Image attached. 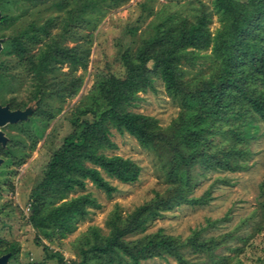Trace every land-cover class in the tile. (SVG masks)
Instances as JSON below:
<instances>
[{"label": "trees", "instance_id": "16d2710c", "mask_svg": "<svg viewBox=\"0 0 264 264\" xmlns=\"http://www.w3.org/2000/svg\"><path fill=\"white\" fill-rule=\"evenodd\" d=\"M4 1L0 0V26L10 21L3 12ZM16 1L32 8L50 3L55 12H66L60 21L50 17L41 25L31 23L23 34L6 37L8 46L2 48L6 49L3 56L12 59L0 60V80L28 75L34 87L31 102L40 110L47 96H73L82 83L79 78L64 79L54 84L55 94L49 91L52 76L62 66L74 71L87 66L82 52L64 46L62 39L83 24L84 17L131 0ZM213 9L219 16L215 32L210 28L212 14L205 4L198 3L191 17L164 19L134 50L120 55L122 71L95 84L88 103L74 114L71 132L31 191L28 223L45 238H64L88 216L89 209L100 207L90 194L69 199L71 193L84 191L90 182L111 197L116 188L109 179L122 184L138 181L141 168L136 162L105 153L116 148L111 141L112 129L132 136L141 148L156 156L168 185L166 192L156 193L125 216L116 206L106 222V233L92 226L81 235L76 261L65 263L60 254L47 258H57L58 264H140L168 257L177 264H230L229 257L215 253L227 244L230 234L202 239L194 232L181 239L162 229L146 233L165 212L210 202V192L190 196L196 169L201 175L245 171L250 143L259 123L264 126V0H213ZM58 27L60 33L53 34ZM197 67L199 70L193 72ZM157 79L179 106L177 118L165 129L155 118L130 111L140 100L139 93L154 91ZM86 115L91 116L90 121L81 120ZM260 215L264 221V199ZM10 252L13 257L14 248Z\"/></svg>", "mask_w": 264, "mask_h": 264}, {"label": "rangeland", "instance_id": "374dc122", "mask_svg": "<svg viewBox=\"0 0 264 264\" xmlns=\"http://www.w3.org/2000/svg\"><path fill=\"white\" fill-rule=\"evenodd\" d=\"M198 3L205 4L212 14L210 28L215 32L219 27V16L214 12L213 0H131L123 6L84 17V23L71 30L70 36L62 39V43L68 48H78L87 58V66L76 71L68 65L62 66L52 76L53 84L49 91L55 94L54 84L64 79L69 82L79 78L81 86L73 96L67 93L63 98L47 96L40 110H37L36 103L31 102L34 87L28 75L19 76L16 80H0L1 106L8 105L11 109L33 107L27 120L3 128L9 144L4 155L8 161L3 165L1 182L7 181L8 186L1 203L6 205L8 213L0 227V251L14 247L15 254L9 264H58L57 258H47L56 254H60L65 263L76 261V244L81 235L92 226L106 233V222L116 206L125 216L135 207L150 201L156 193L166 192L168 185L156 156L141 148L132 136L112 129L111 141L116 148L105 153L136 162L141 168L138 181L122 184L109 179L116 188L111 197L90 182L86 183L84 191L71 193L69 199L90 194L100 207L89 209L88 216L78 221L73 232L64 238L54 235L45 238L28 223L32 205L30 193L42 178L52 154L71 132L74 114L88 103L95 84L110 73L120 74V55L126 50H134L155 25L166 18L191 17ZM71 6L68 9L74 11ZM3 12L10 16V21L0 26V39L2 43L7 41L2 48L8 46L6 37L23 34L31 23L41 25L50 17H59V21L66 17V12H55L50 3L32 8L16 0H5ZM89 20L91 25L87 24ZM59 33V27L53 31V34ZM2 50L0 60L11 62L12 57L3 56L6 49ZM197 70L199 67L193 72ZM139 96L140 100L130 111L155 118L163 129L177 118L179 106L167 95L160 80H155L154 91L139 93ZM81 120L90 121L91 116L86 115ZM259 126L249 146L251 156L245 171H209L201 175V171L196 169L193 173L195 187L190 196L200 197L210 192V202L196 207L182 205L165 212L149 225L146 233L162 229L166 234L181 239L194 232H198L202 239L230 234L232 237L224 247L215 251L216 254L229 257L230 264H264V221L260 215V204L264 199V126L261 123ZM187 256L193 258L190 254ZM140 264L177 262L168 257Z\"/></svg>", "mask_w": 264, "mask_h": 264}, {"label": "water", "instance_id": "95a60500", "mask_svg": "<svg viewBox=\"0 0 264 264\" xmlns=\"http://www.w3.org/2000/svg\"><path fill=\"white\" fill-rule=\"evenodd\" d=\"M0 20H1V12H0ZM2 39H0V52L2 50ZM33 112V107L30 105L27 106L24 110H10L9 106H0V142L2 143L3 146H5L6 143V137L4 133L1 131V128L6 126V125H12L16 124L18 122L27 120V118L32 114ZM1 163V160H0ZM8 258L9 255H4L0 257V264H8Z\"/></svg>", "mask_w": 264, "mask_h": 264}, {"label": "flooded vegetation", "instance_id": "af4514ba", "mask_svg": "<svg viewBox=\"0 0 264 264\" xmlns=\"http://www.w3.org/2000/svg\"><path fill=\"white\" fill-rule=\"evenodd\" d=\"M1 106V105H0ZM6 106V105H5ZM3 107V106H2ZM9 109L10 110H17V109H19V108H17V109H11L10 108V106H9ZM20 110H24V109H20ZM20 123V122H19ZM18 124V123H17ZM9 125V124H8ZM8 125H6V126H4V127H2L1 128V131L4 133V135H5V137H6V143H5V146H3L2 145V143L0 142V160H1V163H0V227H2V224H3V221H4V219H5V215H7V208H6V205L5 204H3V203H1L2 202V200H1V198L3 197V194H5L4 192L6 191L5 189L7 188V181H4V182H1V179H2V175H1V173H2V168L6 165V163H7V161H8V158L6 157V156H4L6 153V151H7V149H8V144H9V138L6 136V133L3 131V128H6ZM4 165V166H3ZM6 187V188H5ZM14 248V247H13ZM12 249V248H11ZM11 249H6L5 251H0V257L1 256H4V255H9V258H8V264H9V262H10V260L13 258L12 256H11V252H10V250ZM14 251H15V249H14ZM14 256V255H13Z\"/></svg>", "mask_w": 264, "mask_h": 264}]
</instances>
